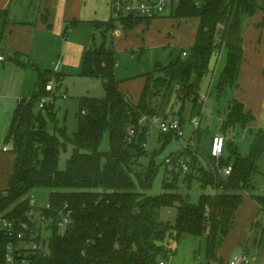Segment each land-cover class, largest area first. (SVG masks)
Returning <instances> with one entry per match:
<instances>
[{
    "label": "trees",
    "instance_id": "trees-1",
    "mask_svg": "<svg viewBox=\"0 0 264 264\" xmlns=\"http://www.w3.org/2000/svg\"><path fill=\"white\" fill-rule=\"evenodd\" d=\"M260 10H264V4L260 5L258 0H183L171 16L198 20L195 42L186 57L181 54L166 65L158 63L155 71L145 75L146 83L137 104L119 89L113 33L119 27L132 29L143 22L149 25L151 20L129 16L119 21L111 18L108 22L94 23L99 40L93 36L82 75L100 78L106 97L80 99L78 128L73 138L64 130H61L62 137L48 131L44 113L47 105L41 110L37 105L42 97L52 94L46 90L52 79L49 71L39 72L37 91L19 101L6 136V144L13 146L15 161L8 188L0 192V216L29 222L34 230L36 227L29 217L28 193L37 187L56 190L49 197L51 210L43 211L46 217H52L49 252L32 254L29 264H160L169 262L170 253L175 254V247L167 246V238L176 244L183 235L205 234L207 257L216 264L235 212L243 201L242 191L249 189L258 172L259 159L264 156V129L255 134L249 156L236 153L234 162L218 160L222 167L232 165L229 176L219 171L210 152L208 157L214 164L205 167L195 151L197 147L171 156L189 155L192 171L184 179H197L203 189H213V193H204L198 203H192L176 192L178 177L168 168L165 191L157 196L147 194L153 187L158 167L155 160L146 167H136L147 154L145 146L150 133V124L140 125V119L144 115L162 117L174 96L175 106L190 101L195 109L201 100L204 79L210 73L211 57L223 47L227 50V63L216 87L218 97L237 86L244 63V22ZM219 26L224 27L220 37L217 36ZM16 64L26 67L20 59H16ZM155 100L160 101L157 106ZM254 120L243 103L232 100L221 132L226 134ZM130 127L136 132L131 142L127 136ZM106 132L110 133V149L101 153L99 146ZM196 136L199 143L200 134ZM173 138V134H161L162 148ZM67 141L75 147L66 168L60 170V155L67 150ZM172 175L174 178L169 181ZM253 197L264 212V196ZM64 207L72 211L74 222L61 232L57 214ZM166 207L177 208L174 224L165 222L161 215ZM40 239L39 235L37 240ZM0 241L3 249L7 239L0 237Z\"/></svg>",
    "mask_w": 264,
    "mask_h": 264
},
{
    "label": "crops",
    "instance_id": "crops-1",
    "mask_svg": "<svg viewBox=\"0 0 264 264\" xmlns=\"http://www.w3.org/2000/svg\"><path fill=\"white\" fill-rule=\"evenodd\" d=\"M110 3L111 0H0V54L5 57V61L0 62V192H4L8 188L14 166L13 146L6 144V136L19 101L23 98H30L37 91L39 72L49 71L54 90L55 80L58 82L57 86H63L62 83L70 79H84L85 76L82 75V72L85 54L93 44V36L99 40L94 23L108 22L111 19ZM258 13L262 14L261 17L256 20L252 18L244 27V63L237 86L229 88L226 93L231 101H240L244 104L245 110L253 114L255 121L250 124L257 125L256 133L258 130L264 129V10H260ZM193 20L196 21L194 28L189 31L185 48L181 52L184 49L188 50L195 42L198 20ZM68 26L70 28L65 34ZM180 26L178 27L179 31ZM134 28L122 31L119 27L113 33L117 61L116 79L122 94L129 96L132 101L141 96L146 83L145 75L155 71L157 64L160 63H156V59L152 60L154 63H151L150 69L146 68L142 61L146 58L144 51L140 55V63L136 60L135 52L131 55L132 61L134 60L133 65L126 61L125 56L131 53L129 50H132V47H129V36ZM122 48L123 53L120 51ZM140 49L141 47H138L137 51L139 52ZM225 50V47L221 49V59H223ZM181 52L173 59L180 56ZM16 59H20L26 64V67L16 64ZM170 61L161 64L166 65ZM253 127H251L252 133ZM218 133H222L221 128L213 137ZM223 135L226 137L227 146L233 142L231 131ZM256 209L255 212L250 213V216H245L242 220L243 224L244 222L248 223V232L245 227H242V232L238 233L237 231L236 239H234L231 238L229 230L218 254L222 263L227 264L232 259L233 256L224 262L225 253H228L232 246L239 247L241 253L249 252L251 241L254 245L251 249L252 253L256 246L259 247L258 237L254 236L251 240L252 225L259 222L254 218ZM258 209L257 212H260L259 204ZM165 210H168L172 219L169 220L165 217ZM177 213L175 207L171 209L166 207L161 211L164 221L172 224L177 218ZM233 225L230 229L233 228ZM203 237H206L207 241V234L201 237L183 235L180 238L182 242L178 249L175 247V257L180 249L183 252L195 251L198 247L197 242ZM229 239H231L230 244L225 247L224 245ZM248 254L252 257L251 253ZM174 261L175 258L171 259L169 264H174Z\"/></svg>",
    "mask_w": 264,
    "mask_h": 264
},
{
    "label": "rangeland",
    "instance_id": "rangeland-1",
    "mask_svg": "<svg viewBox=\"0 0 264 264\" xmlns=\"http://www.w3.org/2000/svg\"><path fill=\"white\" fill-rule=\"evenodd\" d=\"M260 5L264 4V0H258ZM258 14V16H257ZM254 17H247L244 22V27L254 18L261 17V13H257ZM195 20H179L176 17L171 16L170 10L166 12V14L162 17H158L152 19L150 25L146 23H141L136 25L133 32L129 36V47H132L131 53H128L125 56L126 61L133 65L134 60L132 61L131 55L136 53V60L138 63L141 61L140 55L142 52H145L146 58L143 61V65L150 69L152 60L156 59V63H165L173 59L185 45V41L187 37H189V31L194 28ZM180 26V31L178 27ZM120 30L125 31L124 27H120ZM128 30V29H127ZM179 31V32H178ZM98 43L100 41H97ZM98 45V44H97ZM141 47L140 51H137V48ZM123 53V48L120 50ZM222 53V51H221ZM219 64L215 70V72L210 73L204 80L202 84L201 96L203 97L202 101L204 102V107L202 110L201 116L197 118V122L199 123V127L197 128V123L192 120L194 105L190 101H186L184 105L181 104L178 106L174 105L176 102V97L172 98L170 106L164 111L162 117H166V119H175L181 122V126L184 132V140L188 143H191L193 140L192 148H195V151L198 152L197 155L205 167H209L210 164H214L212 160H210L209 152L211 150L212 145V137L213 135L220 130L224 120H226L228 113V106L230 105L231 98L227 95L223 97H218L217 95V84L222 74L226 63H227V50H225L223 59H219ZM156 65V64H155ZM153 67V66H152ZM155 68V66L153 67ZM55 90L51 94L54 98V102L51 103L48 101L47 109H45L44 113L48 120V131L51 134H56L59 137H62V131L66 132V135L69 138H73L74 133H76L78 128V119L77 113L80 108V99L83 97H96L99 99H104L106 97V92L103 87L102 80L100 78L93 77H84V79H70L67 82H63V86H57L58 82L55 80L54 83ZM140 97L134 98L132 103L137 104L139 102ZM157 106L160 101L155 100ZM160 117L161 119H164ZM255 121V120H254ZM253 121V122H254ZM251 122V123H253ZM254 126V127H253ZM257 125L250 124L247 126L238 125L235 129L231 130V140L232 144L228 145L223 153L224 160L234 162L237 155L239 153L242 157H247L251 151V145L255 139V133ZM251 127L254 128L253 133ZM197 129L198 132H197ZM197 133L200 134L199 142L197 140ZM161 132L157 126L152 125L150 127L149 138L147 144L145 146L147 154L142 157L136 167L140 166H148L151 160H155V163L158 167V173L154 180L153 187L147 191L148 195L157 196L161 195L164 190V181L167 177L166 175V160L170 159L174 154L181 152L184 150V146L180 138L175 137L171 141L169 145L165 148H162L163 144L160 141ZM197 143L199 144L197 146ZM74 145L71 141H67L66 151H61L60 161H59V169L64 170L66 168L67 162L72 156L74 151ZM110 149V133L106 132L104 134L103 141L99 146V152L104 153ZM194 150V149H193ZM155 151H158L157 155L154 157ZM189 155L185 157L188 158ZM209 161H208V159ZM220 158V159H221ZM189 159V158H188ZM210 163V164H209ZM215 165L219 168V171H223L224 167L220 162H216ZM174 176H177L176 185L178 186L176 192L181 193L183 196L188 197L189 201L192 203H198L199 198L202 194H211L213 193V189L208 187L203 189L201 187V183L197 179H192L191 181H186L182 174L171 173ZM173 175L169 176V181L173 180ZM187 178V177H185ZM225 179V178H224ZM136 180V178H135ZM56 191L51 188L37 187L30 190L27 195V198H34L37 202V206L43 208L49 201V197L51 192ZM243 201L241 205L238 207L235 214V221L233 228L230 229L231 238L236 239V232H242V227L246 228L248 232V223L243 224V218L245 216H250V213L255 212L256 206V214L254 216L255 221H259L253 226V231L251 240L254 236L259 239V247L256 246L253 253L251 252L253 248L252 241L250 242L248 251L251 253L253 261L251 264H264V212H257L258 204L253 196L263 195L264 196V156L259 159L258 162V172L254 176L252 182L250 183L249 189L242 191ZM172 207H169L171 209ZM165 217L167 219L170 218V214L168 210H165ZM36 228L38 225L41 226L43 237L49 238L51 235L52 227L48 222H42L40 220V215H35ZM66 228L61 229V232H64ZM261 240V242H260ZM231 239H229L224 245L227 247L230 244ZM182 240L176 244L172 239L167 238L166 244L167 246L174 249H178ZM198 247L195 251H184L182 249L176 254L169 255L170 260L175 258L174 264H208V257L206 252L207 241L206 237H203L202 240H199ZM182 247V245H181ZM232 249V250H231ZM229 252L225 253L224 262L227 261L231 256L241 253V249L237 246H232ZM169 260V261H170ZM219 258L215 261L216 264H225L220 261ZM169 264V262H168ZM210 264H212L210 262Z\"/></svg>",
    "mask_w": 264,
    "mask_h": 264
},
{
    "label": "built area",
    "instance_id": "built-area-1",
    "mask_svg": "<svg viewBox=\"0 0 264 264\" xmlns=\"http://www.w3.org/2000/svg\"><path fill=\"white\" fill-rule=\"evenodd\" d=\"M182 1L183 0H111V18L119 21L121 18L132 16L135 18L152 20L164 16L168 10L172 13ZM194 1L199 2L200 0ZM181 54L183 57H186L188 55L187 49H184ZM3 61H5V57L0 54V62ZM46 90L53 93L54 84L52 81L47 84ZM48 101L51 103L54 102V98L51 94L40 99L37 109H44L48 104ZM195 122L197 123L198 128L199 123L197 121ZM147 123L150 124V127L152 125L157 126L161 134H173L175 137L180 138L184 146V150L194 147L193 140L191 143L184 140V132L179 121L175 119H161L158 116L149 117L144 115L140 119V125ZM135 133L136 132L133 127L128 129L127 136L130 142L132 141V137ZM226 143V137L222 133H218L213 137L210 155L212 159L216 160V162L223 156L226 149ZM5 150L7 149L5 148ZM166 164L170 172H176L178 175L182 174L184 177L192 171L189 159L184 155H178L173 158L171 157L166 160ZM232 171V165H228L224 167L222 172L225 176H229ZM28 199L31 208L29 217L32 222H35V215L39 214L41 223L48 222L49 224H52V217L48 218L43 214L45 209L51 210L52 207L50 202L48 201L45 207L40 208L37 206V202L33 197ZM57 220L61 229L66 228L74 222L72 211L66 207L58 210ZM34 225L36 227L35 223ZM39 235L41 239L37 240ZM0 237H5L7 239V243L3 249L1 248L0 241V264H29V257L32 254H37L39 252L47 254L49 252V238L43 237L40 225H38V228L33 230L29 222L0 216ZM252 261L253 258L249 254L242 252L234 255L227 264H251ZM160 264H168V262L161 261Z\"/></svg>",
    "mask_w": 264,
    "mask_h": 264
},
{
    "label": "water",
    "instance_id": "water-1",
    "mask_svg": "<svg viewBox=\"0 0 264 264\" xmlns=\"http://www.w3.org/2000/svg\"><path fill=\"white\" fill-rule=\"evenodd\" d=\"M224 34V27L223 26H219L218 27V33H217V36L220 37ZM220 54L221 52L218 51V52H215L212 57H211V60H210V63H209V67H208V70L210 73L212 72H215L216 70V67H217V64H218V61H219V58H220ZM203 107H204V102L202 100H200L195 109H194V112H193V117H192V120L195 122L197 120V118L201 115L202 113V110H203Z\"/></svg>",
    "mask_w": 264,
    "mask_h": 264
}]
</instances>
